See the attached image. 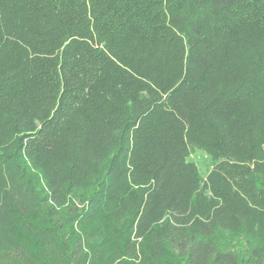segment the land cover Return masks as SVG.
Wrapping results in <instances>:
<instances>
[{
	"label": "trees",
	"instance_id": "16d2710c",
	"mask_svg": "<svg viewBox=\"0 0 264 264\" xmlns=\"http://www.w3.org/2000/svg\"><path fill=\"white\" fill-rule=\"evenodd\" d=\"M0 255L264 264V0H0Z\"/></svg>",
	"mask_w": 264,
	"mask_h": 264
},
{
	"label": "rangeland",
	"instance_id": "374dc122",
	"mask_svg": "<svg viewBox=\"0 0 264 264\" xmlns=\"http://www.w3.org/2000/svg\"><path fill=\"white\" fill-rule=\"evenodd\" d=\"M190 159L197 164L201 174L205 176V174L209 171L211 167V160L209 156L201 150H195L190 155ZM221 241L223 242V245L225 247L232 248V249H240L239 248L241 247L240 244L241 242H243L241 238L231 237V235L227 233L222 234ZM0 264H20V263L16 262L14 259L3 258L0 255Z\"/></svg>",
	"mask_w": 264,
	"mask_h": 264
}]
</instances>
